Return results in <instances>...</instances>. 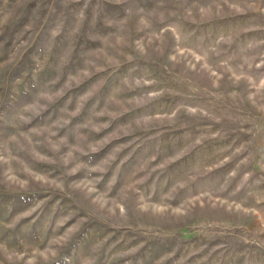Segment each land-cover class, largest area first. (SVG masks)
<instances>
[{
  "label": "rangeland",
  "instance_id": "374dc122",
  "mask_svg": "<svg viewBox=\"0 0 264 264\" xmlns=\"http://www.w3.org/2000/svg\"><path fill=\"white\" fill-rule=\"evenodd\" d=\"M0 264H264V0H0Z\"/></svg>",
  "mask_w": 264,
  "mask_h": 264
}]
</instances>
